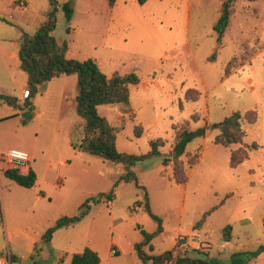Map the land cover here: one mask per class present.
I'll return each mask as SVG.
<instances>
[{
  "label": "rangeland",
  "instance_id": "374dc122",
  "mask_svg": "<svg viewBox=\"0 0 264 264\" xmlns=\"http://www.w3.org/2000/svg\"><path fill=\"white\" fill-rule=\"evenodd\" d=\"M223 1L190 0L177 12L163 4L159 15L150 16L149 26L130 27L125 18L133 10L110 12L95 0H74L73 19L67 23L58 7L51 34L58 42H67V57L92 58L108 76L133 72L139 77L137 84L129 86L128 104L98 106L99 115L117 128V150L136 156L149 151L150 140L162 138L165 144L159 148L160 155L130 166L138 185L132 181L114 185L124 171L123 164L81 148L88 135L86 119L77 109L75 73L44 81L31 99V109L21 110L2 100L0 155L9 149L30 153L36 174V184L26 188L7 178L5 168H0L3 221L10 218L37 230L41 214L76 215L90 197L87 214L59 232L53 243H64L60 233H83L91 228L102 233L106 245L113 238L138 243L143 229L153 233V250L145 247L147 253L171 250L185 237L177 252L218 264H237L232 263L233 253L264 245V0H235L218 42L213 25ZM131 5L142 9L139 4ZM49 8L48 0H0V94L20 103L27 74L18 67L19 44L44 24ZM172 12L183 22L188 19V27L170 28ZM229 61L235 67L226 76ZM188 89H193L191 95L198 91V98H186ZM235 110L257 114L254 123L241 120L242 143L215 144L217 130L206 128L177 157L176 132L206 127ZM137 126L142 128L139 135L135 134ZM252 142L258 148L250 149L248 158L231 167V150ZM197 147L200 158L189 166ZM175 158L183 161L184 184L172 178ZM110 191L111 200L96 198ZM39 192L44 198L36 197ZM145 201L151 213L145 210ZM207 211L202 225L193 229ZM228 224L231 239L224 241L222 229ZM13 240L18 254H23L22 264H42L52 258L48 246L45 257L28 256L24 238ZM243 264H264V251Z\"/></svg>",
  "mask_w": 264,
  "mask_h": 264
},
{
  "label": "trees",
  "instance_id": "16d2710c",
  "mask_svg": "<svg viewBox=\"0 0 264 264\" xmlns=\"http://www.w3.org/2000/svg\"><path fill=\"white\" fill-rule=\"evenodd\" d=\"M50 1V10L47 13V21L37 30L32 37H24L20 43L18 51L19 69L23 70L27 74V92L21 103L15 97L4 96L0 94V102L3 100L9 105L19 108L21 110L31 109L32 97L37 91V88L46 80L61 74L75 73L77 75V109L85 119V130L87 138L85 142L81 144V148L92 153L99 154L104 158L112 162H121L124 167V171L118 176L116 183L119 181H132L138 185V180L134 171L130 168L134 161L141 160L150 156L160 155L159 148L164 146L165 140L157 138L149 141L150 149L146 154L141 155H127L121 153L116 148V132L117 128L110 125L104 117L98 113V106L104 103H125L128 104L130 96L131 84H137L139 77L133 73H113L110 76L104 74L96 61L92 58L84 60H78L75 58H69L66 56L67 42L57 41L51 34L55 26V11L56 0ZM109 7H112L115 0H106ZM138 4H144L147 0H136ZM235 0H224L220 8V15L213 25L214 31L217 33V41L219 42L224 34V30L229 22L231 14V6ZM74 0H64L61 3V9L64 18L69 23L73 13ZM235 67L231 61L225 68V75L229 74L230 70ZM193 89H188L186 92V98L196 99L199 96V92ZM21 104V105H19ZM257 119L255 110H248L241 113L239 110L231 112L228 116L223 118L219 122L211 123L203 128L191 130L183 128L175 133L174 150L177 152V157L181 156L185 150L186 145L195 137L204 135L205 129L217 130L213 142L225 147L232 144L242 143V138L245 131L241 127V120H245L247 123H254ZM174 128V127H173ZM142 131L140 126L136 127L135 134L139 135ZM258 145L255 142L251 144H243L234 148L230 152L229 165L235 167L237 164L248 158V152L250 149H256ZM200 147H197L192 155V159L187 162L189 166L194 165L200 158ZM3 174L14 181L20 186L30 188L34 186L36 181V174L30 166V162L24 167L8 168L3 170ZM172 178L176 183L184 184L187 176L183 167V161L175 158L173 160ZM99 199L111 200L113 198V191L107 194L99 195L96 197ZM146 198V195H145ZM87 198L83 201L80 207V212L76 215H62L58 217L55 222L49 226L42 234V240L47 243L53 232L61 227H67L79 222L86 214L89 208V200ZM145 210L149 213L147 202L144 205ZM208 211L205 212L202 217L193 225V229L199 228L204 222L205 216ZM160 223V219L151 214ZM3 223V216L0 204V226ZM264 224V217L262 219ZM160 226L157 231H160ZM232 226L226 225L222 229V239L229 241L231 239ZM143 239L134 244L136 254L140 261L144 264H218L211 262L200 257H190L177 252V247L181 243V240L185 237L177 240L175 248L162 252L160 254L147 253L144 248L152 251L153 247L151 239L153 233L146 232L141 229ZM262 251H264V245H260L257 249L249 251H239L233 253L232 263H244L246 260L256 258ZM205 253V251H202ZM8 261L15 262L16 257L14 255H7ZM99 256L91 248L85 246L81 251L74 252L71 255L69 264H98Z\"/></svg>",
  "mask_w": 264,
  "mask_h": 264
},
{
  "label": "crops",
  "instance_id": "0c3cea01",
  "mask_svg": "<svg viewBox=\"0 0 264 264\" xmlns=\"http://www.w3.org/2000/svg\"><path fill=\"white\" fill-rule=\"evenodd\" d=\"M92 1L93 0H91V2ZM95 1H98L103 6V8L109 10L110 12H113L115 8L126 9L125 10L126 12L133 10L131 16L125 18V23L127 24V27H130L132 24H135L136 26H140V25L149 26L150 16L159 15L160 9L163 4L168 3L169 8L177 12L178 10H181V5H183L184 2L187 3L190 2V0H147L144 4H139V6L142 9H137L136 7H134V5H131L133 3L138 4L136 0H115L112 7L108 6L106 0H95ZM48 2L50 6V1L48 0ZM62 2L63 0H56V10L58 7H60ZM92 3H90V5ZM127 5L128 7L126 8ZM186 10L189 11V7H186ZM171 16L173 18L171 19V22L169 24L170 28H172V25L174 27L175 26L178 27L179 25H184L186 28L188 27V19H186V21L183 22L179 20L177 18L176 13L173 12L171 13ZM47 19L48 17L46 16L45 22L47 21ZM72 19H73V13L70 21ZM25 87L26 90L24 91V96L26 95L27 92V85ZM23 97L21 96L20 99L22 100ZM28 154L31 160L32 156L30 153ZM30 166H31V162H30ZM36 197L44 198L42 192H39V194H37ZM58 217L53 216L51 213L41 214V218L37 220V223L39 224L40 227L37 230H35L30 226L29 227L24 226V223H19L17 220H12L10 218L5 217L2 225L0 226V264H8L7 255L9 254L14 255L15 257L19 255L18 254L19 250L14 245V240H13L14 237L16 236H19L22 239L24 238V244L28 249V256H30V254L33 253L34 255H41L45 257L46 255H44V247L48 246L47 248L51 251L52 258L50 260H46L42 264H69L72 253L81 251L85 246L91 248L98 254L99 256L98 264H144L140 261V259L136 254L134 248V244L136 242L129 241L125 238L121 240L120 239L116 240L113 238L110 244L106 245V240L104 239L102 233H97V231H95L94 229L92 231V228L91 231L87 230L86 232L83 233H77V232L60 233L59 238H62L64 240V243H62L61 245L58 242L53 243V239L57 234H59V232H63L62 230H67V228H71L75 226L76 223L67 227L58 228L53 232L50 240L47 243H44L42 240L43 232L49 226H51ZM27 224L29 225V223ZM116 225H114L113 228H115ZM186 234L188 235L189 231H187ZM37 239L39 242H36ZM183 244H181V246ZM34 247L37 248L38 251L34 250ZM4 248L6 250H4ZM19 256H20L19 259H17V261L14 262L15 264L23 263V254H20Z\"/></svg>",
  "mask_w": 264,
  "mask_h": 264
},
{
  "label": "built area",
  "instance_id": "2783aa9c",
  "mask_svg": "<svg viewBox=\"0 0 264 264\" xmlns=\"http://www.w3.org/2000/svg\"><path fill=\"white\" fill-rule=\"evenodd\" d=\"M30 162V156L27 152L18 149H9L6 153L0 155V168L24 167Z\"/></svg>",
  "mask_w": 264,
  "mask_h": 264
},
{
  "label": "water",
  "instance_id": "95a60500",
  "mask_svg": "<svg viewBox=\"0 0 264 264\" xmlns=\"http://www.w3.org/2000/svg\"><path fill=\"white\" fill-rule=\"evenodd\" d=\"M28 113H29V112H28ZM28 113H27V114H28ZM23 115H24V113H23Z\"/></svg>",
  "mask_w": 264,
  "mask_h": 264
}]
</instances>
